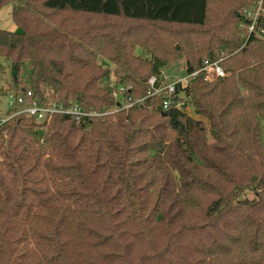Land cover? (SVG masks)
Here are the masks:
<instances>
[{"label": "trees", "instance_id": "obj_1", "mask_svg": "<svg viewBox=\"0 0 264 264\" xmlns=\"http://www.w3.org/2000/svg\"><path fill=\"white\" fill-rule=\"evenodd\" d=\"M210 1L39 0L56 15L135 22L90 39V50L29 33L24 17L13 19L17 30L0 29L11 92L29 89L41 103L109 111L116 85L142 97L144 82L181 58L187 73L219 58L226 72L176 86L199 118L152 97L103 120L1 124L0 264H264V38H241L251 0H214L211 19ZM99 54L118 82L102 84Z\"/></svg>", "mask_w": 264, "mask_h": 264}, {"label": "built area", "instance_id": "obj_2", "mask_svg": "<svg viewBox=\"0 0 264 264\" xmlns=\"http://www.w3.org/2000/svg\"><path fill=\"white\" fill-rule=\"evenodd\" d=\"M244 23L240 24L241 38L245 41L251 35L258 38H264V28L259 27V22L264 18V0H251V4L241 10ZM244 44V42H243ZM219 59L207 60L202 62L200 69L187 73L183 67V72L173 68L170 72L167 68L161 69L158 76L151 75L145 82V94L139 98H132L127 93L132 88L130 83H121L115 86L112 95L116 99V104L107 111H96L94 109H83L78 103H71L63 106L55 101L41 103L32 96L29 89H21L19 92H8V110L5 116L0 115V125L6 121L23 115L39 126L40 130L44 129V125L48 123L54 114H64L73 118L77 124L84 119H99L113 112L131 107L133 105L143 104L146 98L162 97V108L168 110L171 107L181 109L186 102L181 96L180 91L176 90V86H187L190 81L199 73L203 72L204 80L212 82L218 78L226 76V72L219 64Z\"/></svg>", "mask_w": 264, "mask_h": 264}, {"label": "rangeland", "instance_id": "obj_3", "mask_svg": "<svg viewBox=\"0 0 264 264\" xmlns=\"http://www.w3.org/2000/svg\"><path fill=\"white\" fill-rule=\"evenodd\" d=\"M211 15H213V9L217 3L211 0ZM210 1V2H211ZM28 13L32 14L29 15ZM19 17L25 20L26 29L29 33H44L46 35H55L56 33L62 34L64 37L62 40L66 41L68 45L75 47L77 50L89 49L88 41L99 38L102 34H111L114 36L120 35L122 32L136 26L135 22L130 19L123 18L122 16H105V15H94V14H82L73 12H64L56 15L52 14L50 10L43 8L39 0H0V29L15 30L17 24L14 20ZM14 19V20H13ZM182 31V28H179ZM17 30V29H16ZM179 42V41H178ZM142 55L143 57H149L139 48L134 50V54ZM96 61L98 64H102L104 69L108 70V76L102 81L105 83L113 84L118 82L120 79L119 75L114 73V65L106 60L100 54L97 55ZM0 70V88L11 91L13 88L12 78L10 76V67L8 63H2ZM184 59L181 58L173 62L167 71L170 72L173 68L179 69L180 73L183 72ZM216 81V80H215ZM26 78H19L18 83L22 85L27 83ZM183 99L186 100L184 94H181ZM8 96L6 93L0 95V115L5 116L8 110ZM187 107V108H186ZM185 111L195 117L199 118L193 113L190 106L183 107ZM154 122H157L154 119ZM261 137L264 142V119H261ZM206 142L209 146L215 144L214 139L207 132ZM260 162V159H257Z\"/></svg>", "mask_w": 264, "mask_h": 264}]
</instances>
